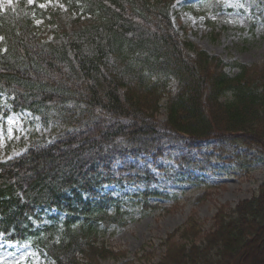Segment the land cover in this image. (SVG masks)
I'll return each mask as SVG.
<instances>
[{"label": "trees", "instance_id": "1", "mask_svg": "<svg viewBox=\"0 0 264 264\" xmlns=\"http://www.w3.org/2000/svg\"><path fill=\"white\" fill-rule=\"evenodd\" d=\"M174 1L70 0L67 14H51L50 40L37 32L26 0L0 11V93L15 111L69 127L0 162V234L8 240L35 242L56 264H100L117 253L96 244L99 228L121 218L108 213L105 185L148 187L154 178L140 163L169 151L204 170L191 155L205 142L264 152V64L234 63L229 74L219 56L180 37L169 14ZM51 209L65 217L59 234L51 225L33 231L31 219ZM205 227L192 214L166 234L157 261L144 247L137 259L264 264V179Z\"/></svg>", "mask_w": 264, "mask_h": 264}, {"label": "rangeland", "instance_id": "2", "mask_svg": "<svg viewBox=\"0 0 264 264\" xmlns=\"http://www.w3.org/2000/svg\"><path fill=\"white\" fill-rule=\"evenodd\" d=\"M18 1L0 0V11H13ZM26 3L35 8L31 17L39 35L44 40L53 38L56 26L50 22L51 14H67L70 0ZM83 10L81 7L72 14H82ZM169 14L180 37L219 56L229 74L237 71L234 63L264 64V0H175ZM168 85L174 90L176 81L169 79ZM164 117L162 107L159 118ZM67 128L55 120L43 122L29 110H13L11 96L0 93V162L22 154L31 142L52 141ZM213 144L205 142L200 150L192 152L195 164L204 170L177 161L179 153L169 151L155 162L147 159L140 163L153 175L148 187L123 183L101 189V195L110 197L108 213L118 210L121 218L118 224L99 228L96 244L117 253L101 259L100 264H145L137 259L142 247L153 252L155 262L163 252L161 241L166 234L190 215L205 221V228H209L221 205L234 206L257 191L264 179V152L242 146L220 150ZM146 188L150 193L144 196ZM64 218L54 210L39 212L31 219L33 231L43 235L47 233L45 227L51 225L57 227L59 234ZM0 264L56 263L35 242L9 241L0 234Z\"/></svg>", "mask_w": 264, "mask_h": 264}]
</instances>
